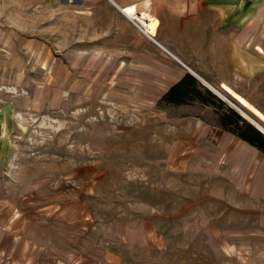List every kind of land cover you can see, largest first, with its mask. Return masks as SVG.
<instances>
[{"label":"rangeland","instance_id":"obj_1","mask_svg":"<svg viewBox=\"0 0 264 264\" xmlns=\"http://www.w3.org/2000/svg\"><path fill=\"white\" fill-rule=\"evenodd\" d=\"M111 1L149 37L108 0H0V264H264V153L209 107L160 102L186 71L168 7L216 72L264 0ZM251 51L228 85L243 99L211 91L264 129Z\"/></svg>","mask_w":264,"mask_h":264},{"label":"crops","instance_id":"obj_2","mask_svg":"<svg viewBox=\"0 0 264 264\" xmlns=\"http://www.w3.org/2000/svg\"><path fill=\"white\" fill-rule=\"evenodd\" d=\"M148 2H149L148 6L150 7V5L155 1L150 0ZM193 2L199 4L198 8L200 9H204V10L211 9L210 6L212 2L211 0H194ZM190 4L193 5L194 3H190ZM118 7L122 8V6H118ZM174 9H175L174 7L171 6L168 7L167 19L175 34L179 53L181 55L180 59L178 58L176 59L184 67L186 71H182L180 75L177 77V80L173 82V84L176 83L184 74L190 73L193 76H195L201 83L205 84L206 82L209 85H211L213 88L215 87V89L221 91L224 95L228 96L235 102H239L238 100L243 99V97L239 96L233 90V88L228 85H230L233 77H235L236 74L246 71V69L249 67V59L251 58V56L254 55V53L251 51V49L253 48H257V50L259 51L260 55L257 54V57L259 59L257 64L261 66V70L257 74V79L254 80V82L252 83V90L254 89L257 90L260 85L264 84V48L259 47L260 41L264 42V24L262 25L259 34L247 46V48H245L239 55H237L235 59H230V61L227 64H225L221 70L215 72L212 71L208 65H205L203 62H200L199 60H196V58L191 56L190 51H194V49L190 47V43L192 42L189 38L190 33H188L183 23H179L176 21L174 17V12H175ZM189 9L190 8L188 7V5H185V8L182 9V12H184L183 10L189 11ZM156 30L154 31V36L156 34ZM210 90L212 89L210 88ZM252 90L251 93L253 92ZM253 113L255 116L257 115L264 123L262 119L264 118V116H262L255 110H253ZM243 117L245 116L243 115ZM252 124L255 126L254 123Z\"/></svg>","mask_w":264,"mask_h":264},{"label":"trees","instance_id":"obj_3","mask_svg":"<svg viewBox=\"0 0 264 264\" xmlns=\"http://www.w3.org/2000/svg\"><path fill=\"white\" fill-rule=\"evenodd\" d=\"M160 102L170 106L198 104L209 107L217 116L219 126L264 153V136L250 123L244 120L233 108L217 97L210 89L204 87L192 74H184L163 94Z\"/></svg>","mask_w":264,"mask_h":264},{"label":"bare ground","instance_id":"obj_4","mask_svg":"<svg viewBox=\"0 0 264 264\" xmlns=\"http://www.w3.org/2000/svg\"><path fill=\"white\" fill-rule=\"evenodd\" d=\"M122 13L125 15V16H127L128 18H133V19H140L139 18V15H142V16H144L143 14H137V13H135V11H134V16H131V15H129V14H127L126 12H125V10H122ZM129 15V16H128ZM140 25H141V27L143 28V30L147 33V35H148V28H149V20H147V22H143V21H141V23H140ZM149 36V35H148ZM240 113H242V112H240ZM247 119H249V120H251L249 117H248V115H246L245 113H242ZM263 119V121H264V118H262ZM252 121V120H251ZM255 126L258 128V129H260L261 131H263L264 132V129H262L259 125H256L255 124Z\"/></svg>","mask_w":264,"mask_h":264},{"label":"water","instance_id":"obj_5","mask_svg":"<svg viewBox=\"0 0 264 264\" xmlns=\"http://www.w3.org/2000/svg\"><path fill=\"white\" fill-rule=\"evenodd\" d=\"M108 1H110V3H112V5H114L120 12H122V9L121 8H119L116 4H114V2H112L111 0H108ZM205 84L208 86V87H210L213 91H214V93H216V94H218L220 97H222L223 98V96L215 89V88H213L211 85H209L208 83H206L205 82ZM230 105L233 107V108H235L231 103H230ZM240 116L244 119V120H246V121H248L245 117H243V115L240 113ZM249 122V121H248ZM258 132H260L263 136H264V134L257 128V127H255L251 122H249Z\"/></svg>","mask_w":264,"mask_h":264},{"label":"built area","instance_id":"obj_6","mask_svg":"<svg viewBox=\"0 0 264 264\" xmlns=\"http://www.w3.org/2000/svg\"><path fill=\"white\" fill-rule=\"evenodd\" d=\"M139 18L140 19H131V18H128L142 33H144L145 35H147V33L143 30V28L141 27L140 23L142 20H144V17H142L141 15H139ZM148 36V35H147ZM149 37V36H148ZM151 38V37H150ZM152 39V38H151Z\"/></svg>","mask_w":264,"mask_h":264}]
</instances>
